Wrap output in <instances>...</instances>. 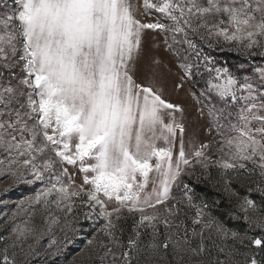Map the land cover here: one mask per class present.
Segmentation results:
<instances>
[{"label":"snow or ice","instance_id":"6c2138e0","mask_svg":"<svg viewBox=\"0 0 264 264\" xmlns=\"http://www.w3.org/2000/svg\"><path fill=\"white\" fill-rule=\"evenodd\" d=\"M0 8V182H8L5 193L45 185L9 217L27 219L0 236V264H31L40 253L29 239L49 234L56 251L47 254H58L55 232L68 240L82 231L81 217L105 223L70 264H264V0H142L143 13L155 10L171 24L137 18L133 0H13L12 7L0 0ZM146 30L171 33L174 42L183 34L178 43L196 62L183 57L181 81L200 61L209 73L200 95L191 93L209 138L187 140L190 152L186 109L166 97L161 62L144 48ZM189 31L209 48L213 37L233 44L247 61L236 65L244 74L217 66ZM191 180L236 197L229 217L247 229L207 212ZM125 212L133 217L126 244Z\"/></svg>","mask_w":264,"mask_h":264},{"label":"rangeland","instance_id":"374dc122","mask_svg":"<svg viewBox=\"0 0 264 264\" xmlns=\"http://www.w3.org/2000/svg\"><path fill=\"white\" fill-rule=\"evenodd\" d=\"M134 3L137 4L140 13L142 15H138L137 18L142 19L144 22H156L159 20L162 23L171 24L170 20L165 19L162 14L152 10L151 14L143 13L142 9V0H133ZM202 2H206V0H202ZM8 7L13 6V0H6ZM5 9L0 8V12H3ZM170 35V42L167 40V44H165V39H167L164 35V32L158 30H146L145 31V40H144V48L146 54L151 57L154 56L161 62L162 69L164 72V83L166 87V97L173 102L181 103L186 109V124H187V135H186V151L190 152L191 148L187 144V140L192 139L194 142H203L209 137L205 134L203 130V126L207 124V120L203 117H198V109L200 105L197 104L196 98L191 95V93H196L197 96L200 95L201 89L205 88L206 81L209 78V73L203 65V61H200V67L193 69V75L197 79L193 81L192 76L186 77L183 81H181L180 77L184 75L183 69L179 67L181 63L184 62L183 57L188 56L189 62H196L195 54L188 50V46L186 43H178L179 41H183V34H176L175 42L172 39V34ZM191 34V35H190ZM188 39H191L198 48H202L205 53L210 54L215 58L217 62V66H226L229 67L232 71L236 72V65L239 62H247L244 61V57L239 55L235 50V46L228 42H225L222 37L218 40L217 38H211V42L216 45L213 48H209L208 44L202 41L199 35L194 34L192 36V32L189 31ZM174 44L182 46V52L180 53V57L175 54L174 50H169L168 45ZM256 63H262V61L257 58ZM211 67V65H209ZM237 75H243L244 73L236 72ZM248 74H251V69L248 70ZM200 86L197 85V83ZM183 83L182 88H176L177 84ZM162 144V142H159ZM251 167V165H249ZM69 171H72L71 166H69ZM213 176L216 175V169L212 170ZM77 182H80V176L76 177ZM251 179H255V176L251 177ZM250 180L244 181V184L247 185ZM194 189L195 192V200L199 203L201 200L203 202L206 201L205 192L201 190L200 186H202L201 181L191 180L188 181ZM207 184L212 188H221L216 186L214 183L207 181ZM45 185L42 182H36L34 184L22 183L18 186L12 188L9 192H4V189L8 187V182H0V236L7 237L11 233V228L14 223H21L23 220L27 219V217L21 213L16 217L14 222L9 221V217L13 212H17V205L20 201H26L27 198L35 196V194L40 191ZM240 195H246V189L240 187L239 184L234 183L233 185ZM175 189V188H174ZM173 189V191H175ZM243 192V193H241ZM254 193L253 195H255ZM258 195V194H256ZM236 201V197H234ZM208 200V199H207ZM210 202V201H209ZM208 208L207 212H210L212 215L217 214L212 207V203H207ZM25 209H27L28 205H24ZM234 210V206L230 208L229 212ZM214 211V212H213ZM195 209L189 210V215H194ZM214 213V214H213ZM59 214V213H56ZM99 220V219H98ZM6 221H8L6 223ZM103 223L105 221L102 219ZM97 222V220H96ZM238 222V220L236 221ZM102 223V224H103ZM33 224L39 228L41 225V214L37 212L36 216L33 218ZM93 224V222H92ZM91 221H85L81 217L80 223L78 225L79 228L82 229L83 232L80 235H77L75 239H73L72 235H69L68 240L62 239L64 236L63 232L56 231L55 238L59 242V252L56 255H48L47 253L55 252L56 248H50L49 244L52 239V234L41 236L38 242H35L33 238H30L28 243H35V248L40 255L33 256L31 258V264H70L73 257L79 252V249L84 247L87 239H89V234L94 231L96 228L100 227V225L93 226ZM189 227H191V221H188ZM143 231V230H142ZM190 235V233H189ZM146 239V237H145ZM4 247L3 241H0V248ZM106 264H110V260H105Z\"/></svg>","mask_w":264,"mask_h":264},{"label":"trees","instance_id":"16d2710c","mask_svg":"<svg viewBox=\"0 0 264 264\" xmlns=\"http://www.w3.org/2000/svg\"><path fill=\"white\" fill-rule=\"evenodd\" d=\"M188 34H189V32H188ZM164 35L167 38V40H169V42H170V36H169L170 34L164 33ZM193 35L194 34L192 33V36ZM181 49H182V46L176 45V44L173 45L174 51L178 50L181 53L182 52ZM178 57H180V56H178ZM192 79H193V81H196L197 78L195 76H192ZM197 85L200 86L199 83H197ZM185 179L187 180V178H185ZM201 183H202L201 184L202 186H200V188L202 191L205 192V197L208 199V200L206 199L207 202H205V203H212V207L215 210V212L217 213V214L213 213L214 214L213 216H216L217 218H219L221 221H223L230 228H233L236 230H241V231L246 230L247 225L242 220H238V222H236L237 220L231 219L229 217V210L231 207L234 206V203H235L234 199L235 198L230 197V195L228 193H225L223 191V189H221V188H212L211 186H209L207 184L206 180H201ZM174 190L175 191H173V194L179 195V192L176 189H174ZM241 193H243V192H241ZM244 193H247V192H244ZM253 197L255 199H259V196L256 194L253 195ZM124 216L127 217V220L126 221L122 220L121 226L124 228V233H123L122 239H123V242L126 244L127 238L131 234V226H132L133 217L130 214H128L127 212L124 213ZM136 218H138V214H137ZM102 223H103L102 219L97 220V222L93 223L94 225L91 222V224L93 226L100 225ZM258 231L259 230H256L255 232L250 231L249 235L258 234ZM94 232H95V230L92 231L91 234H89V238H91V236L94 234ZM82 233L83 232H76L75 234H69V235H72L73 239H75L77 237V235H80ZM101 255H103V252H101ZM96 264H100V261L97 260ZM104 264H106V262H104Z\"/></svg>","mask_w":264,"mask_h":264}]
</instances>
